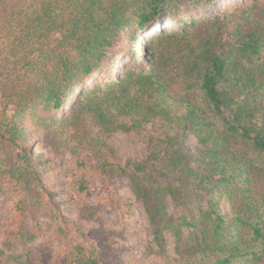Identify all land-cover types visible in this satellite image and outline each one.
I'll use <instances>...</instances> for the list:
<instances>
[{"label": "trees", "instance_id": "obj_1", "mask_svg": "<svg viewBox=\"0 0 264 264\" xmlns=\"http://www.w3.org/2000/svg\"><path fill=\"white\" fill-rule=\"evenodd\" d=\"M216 1L0 0V193L18 195L5 232L23 247L14 257L0 250V264H100L102 251L115 264L104 244L108 231L99 230L95 248L69 240V225L54 212V228L26 222L53 204L33 146L92 168L79 153L95 161L111 151L105 141L114 132L153 121L168 131L151 139L145 160L95 162L99 173L128 179L155 240L174 238L177 264L261 261L264 4L236 0V14L214 18L209 30H196L189 18L179 26L190 30L163 26L132 48L164 19L174 23L182 10L214 8ZM126 48L133 64L116 70ZM175 85L180 94H172ZM189 136L201 147L198 157L184 151ZM168 202L183 212L173 217Z\"/></svg>", "mask_w": 264, "mask_h": 264}, {"label": "rangeland", "instance_id": "obj_2", "mask_svg": "<svg viewBox=\"0 0 264 264\" xmlns=\"http://www.w3.org/2000/svg\"><path fill=\"white\" fill-rule=\"evenodd\" d=\"M233 1L236 0L216 1L214 8H205V5L202 4L188 12L182 10L176 22L172 23L168 19H164L161 23L140 34L136 42L137 47L132 45V48L139 50V46L143 45L145 38L163 26L170 30H190V28L179 26L189 18H192L200 27L196 30H209V23L214 21V18L222 20L223 16L228 13L236 14V9L232 8ZM253 1L243 0L244 5L251 4ZM256 1H259L257 4H264V0ZM225 30H227L224 32L226 35L230 30H233V26L231 25ZM124 52L123 56L116 61V70L119 64L124 63L130 66L133 64V58L128 54L127 48ZM139 60L140 58L137 57L136 62ZM108 72L109 69L106 70V73ZM111 76H115L114 69L111 70ZM171 91L174 95L180 94L178 85L173 86ZM262 110L259 115L264 112V108ZM124 122L128 123L127 119ZM166 131H168V127L157 121L129 132L116 131L106 139V145L111 151L106 152L103 157L97 154L94 161L87 152L79 153L86 164L91 165L92 168L76 165L65 152L54 154L49 149L35 143L33 156L44 162L42 179L46 196L53 204L45 203L39 212L31 213L26 222L34 224L36 221L42 225L48 222L51 228H54L55 223L50 220L51 212H54L60 220L69 225V240L73 242H81L96 248L92 241L94 238L99 240V230L108 231L110 234L104 244L110 246L114 252L115 264H177L176 261L179 258L174 250V238L164 233L159 242L155 240L154 227L150 224L143 207L132 194L128 179L115 175L104 178L99 173L97 166L94 165L95 162L103 161L122 164L127 160L141 162L147 158L146 147L150 144L151 139ZM184 151L196 157L201 155V147L193 136L186 139ZM80 181L84 183L83 193H80L82 192L79 189ZM255 188L257 193H260L261 183ZM17 196L15 191L0 193V250L10 257L23 254L20 242L5 232V226L12 218L11 203ZM109 196L112 197L114 207L110 205ZM226 208L227 203L224 206L225 210ZM167 210L173 217L179 216L183 212L181 207L171 202L167 203ZM192 212L194 211L192 210ZM42 241L43 239H39V242ZM54 248L56 253L63 249L60 243L55 244ZM102 252L98 255L100 264H111L112 257L109 258L108 254Z\"/></svg>", "mask_w": 264, "mask_h": 264}, {"label": "crops", "instance_id": "obj_3", "mask_svg": "<svg viewBox=\"0 0 264 264\" xmlns=\"http://www.w3.org/2000/svg\"><path fill=\"white\" fill-rule=\"evenodd\" d=\"M257 264H264V254H263V256H262V259H261V261H260V262H258Z\"/></svg>", "mask_w": 264, "mask_h": 264}]
</instances>
